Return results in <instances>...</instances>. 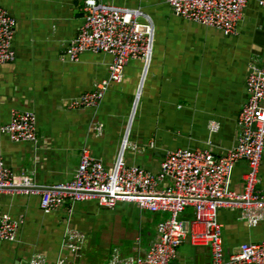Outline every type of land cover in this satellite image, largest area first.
Instances as JSON below:
<instances>
[{"label": "crops", "instance_id": "1", "mask_svg": "<svg viewBox=\"0 0 264 264\" xmlns=\"http://www.w3.org/2000/svg\"><path fill=\"white\" fill-rule=\"evenodd\" d=\"M140 8L155 24L154 59L137 107L131 139L142 150H129L126 159L157 171L169 150L205 148L225 154L237 144V119L248 93L246 78L254 60L262 61L264 5L248 0L236 34L177 15L168 0H101ZM17 19L16 58L0 64V127L13 110L37 114L39 141L16 142L0 131V153L18 173L32 175L44 190L71 180L81 162L83 147L111 166L116 158L135 99L142 62L132 59L123 80L112 83L93 107L69 108L73 98L108 77L113 56L84 52L78 61L66 58L67 46L84 21V0H0ZM144 19V18H143ZM219 124L211 133L209 123ZM102 124V134L94 125ZM154 142V147H151ZM246 160L235 164L231 189L242 192ZM264 191V154L260 168ZM188 212L192 217H187ZM0 213L19 222L17 240H0V264H28L36 254L47 264H109L118 249L122 257L144 255L157 238V225L166 214L142 210L120 201L113 209L97 199L66 200L57 210L41 208V194L16 189L0 192ZM194 217L189 206L184 220ZM226 256L243 242L264 240V221L255 226L240 218L236 208L219 211ZM68 228L81 230L86 242L76 257L64 247ZM207 246L189 238L171 264H211Z\"/></svg>", "mask_w": 264, "mask_h": 264}, {"label": "built area", "instance_id": "2", "mask_svg": "<svg viewBox=\"0 0 264 264\" xmlns=\"http://www.w3.org/2000/svg\"><path fill=\"white\" fill-rule=\"evenodd\" d=\"M173 11L186 19L216 28L227 35L236 34L248 0H168ZM264 5V0H261ZM84 21L78 34L67 46L66 58L78 61L91 51L111 54L108 77L95 87L73 98L69 108L97 106L112 83L121 82L125 68L132 59L142 62L141 75L131 112L125 125L120 146L111 166L83 147L81 162L71 180L44 190L37 189L34 177L9 167L0 153V192L16 189L25 194L39 192L41 208L52 212L66 200L97 199L100 206L113 209L120 201L135 202L140 209L166 214L157 225V238L144 255L122 257L115 249L109 264H171L187 238L196 246L210 248L211 264H264V240L243 242L238 250L226 256L223 227L219 221L221 208H236L240 218L255 226L264 221V191L260 188V168L264 154V46L262 61L254 60L246 78L248 97L237 119V144L225 154L205 148H177L165 154L159 170L129 164V150L142 148L131 139L137 107L150 75L154 59L155 24L140 8L107 4L101 0H84ZM144 18V19H143ZM17 19L0 5V64L16 58L14 37ZM219 124L209 123L210 132ZM102 134L103 125H94ZM0 131L16 142L37 143V114L31 110H13L9 122ZM154 147V142H151ZM248 162L244 189H231L235 164ZM194 208V217L184 220L186 209ZM19 222L7 213H0V240H17ZM86 235L68 228L64 247L80 256ZM65 258L57 263L64 264ZM28 264H47L42 254L34 255Z\"/></svg>", "mask_w": 264, "mask_h": 264}, {"label": "trees", "instance_id": "3", "mask_svg": "<svg viewBox=\"0 0 264 264\" xmlns=\"http://www.w3.org/2000/svg\"><path fill=\"white\" fill-rule=\"evenodd\" d=\"M192 216H193L192 213L191 212L190 213L188 212L187 217H190L191 218Z\"/></svg>", "mask_w": 264, "mask_h": 264}]
</instances>
